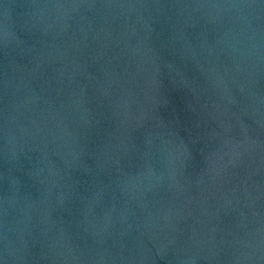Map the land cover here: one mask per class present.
<instances>
[{"label":"water","instance_id":"95a60500","mask_svg":"<svg viewBox=\"0 0 264 264\" xmlns=\"http://www.w3.org/2000/svg\"><path fill=\"white\" fill-rule=\"evenodd\" d=\"M0 264H264V0H0Z\"/></svg>","mask_w":264,"mask_h":264}]
</instances>
